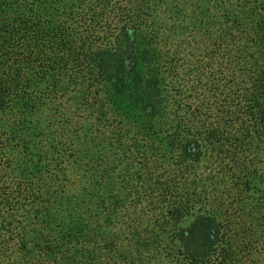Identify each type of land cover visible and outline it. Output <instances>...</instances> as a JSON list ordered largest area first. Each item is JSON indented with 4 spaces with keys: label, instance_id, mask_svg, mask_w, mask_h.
<instances>
[{
    "label": "trees",
    "instance_id": "1",
    "mask_svg": "<svg viewBox=\"0 0 264 264\" xmlns=\"http://www.w3.org/2000/svg\"><path fill=\"white\" fill-rule=\"evenodd\" d=\"M0 264H264V0H0Z\"/></svg>",
    "mask_w": 264,
    "mask_h": 264
}]
</instances>
